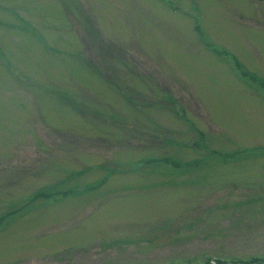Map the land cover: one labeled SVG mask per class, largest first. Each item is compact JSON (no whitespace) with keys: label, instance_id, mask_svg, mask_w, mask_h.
Returning a JSON list of instances; mask_svg holds the SVG:
<instances>
[{"label":"rangeland","instance_id":"rangeland-1","mask_svg":"<svg viewBox=\"0 0 264 264\" xmlns=\"http://www.w3.org/2000/svg\"><path fill=\"white\" fill-rule=\"evenodd\" d=\"M264 0H0V264L264 260Z\"/></svg>","mask_w":264,"mask_h":264},{"label":"trees","instance_id":"trees-1","mask_svg":"<svg viewBox=\"0 0 264 264\" xmlns=\"http://www.w3.org/2000/svg\"><path fill=\"white\" fill-rule=\"evenodd\" d=\"M259 84L264 87V82L259 81ZM206 264H212L210 263V260ZM215 264H264V260L260 259L257 256L250 257L247 259H233V260H226L221 258H215Z\"/></svg>","mask_w":264,"mask_h":264}]
</instances>
